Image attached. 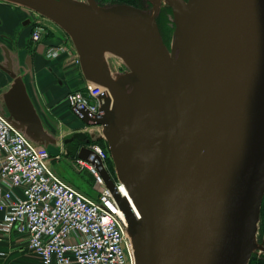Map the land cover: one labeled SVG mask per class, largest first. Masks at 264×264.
<instances>
[{"label":"water","instance_id":"obj_1","mask_svg":"<svg viewBox=\"0 0 264 264\" xmlns=\"http://www.w3.org/2000/svg\"><path fill=\"white\" fill-rule=\"evenodd\" d=\"M52 21L72 40L85 80L107 92L99 125L120 192L74 131L77 156L98 167L126 221L134 264H248L264 194V0H165L168 50L155 15L95 0H2ZM128 71L113 75L103 54ZM2 114L37 144L56 145L11 58ZM69 152L67 151V154ZM264 250V248H263Z\"/></svg>","mask_w":264,"mask_h":264},{"label":"built area","instance_id":"obj_2","mask_svg":"<svg viewBox=\"0 0 264 264\" xmlns=\"http://www.w3.org/2000/svg\"><path fill=\"white\" fill-rule=\"evenodd\" d=\"M33 12L30 40L35 44L42 41L48 19ZM68 51L63 44H53L45 47L44 55L53 59ZM72 60L79 64L77 55ZM105 92L85 80L83 89L67 92L64 101L79 118L82 109L91 117L99 116L98 96ZM6 115L0 112V233L22 236L40 264H134L126 221L98 167L79 158L77 148L72 168L92 177L90 192L81 191L54 169L53 161L67 153L63 145L50 155L46 146L32 141ZM94 127L98 126L84 124L76 131L90 138ZM85 146L112 177L105 141L100 145L91 139ZM112 179L122 192L123 185Z\"/></svg>","mask_w":264,"mask_h":264},{"label":"crops","instance_id":"obj_3","mask_svg":"<svg viewBox=\"0 0 264 264\" xmlns=\"http://www.w3.org/2000/svg\"><path fill=\"white\" fill-rule=\"evenodd\" d=\"M30 28L28 15L21 6L0 1V62L6 64L4 55L7 53L11 58L12 69L17 59L19 63L21 62L19 66H24V71H13L21 75L45 130L55 137L56 146L60 147L62 144L59 140L65 134L82 127L65 129L64 124L68 119L71 125L73 124L68 111L64 108L65 105L67 106L64 97L69 91L82 90L85 79L79 64L74 63L72 57H69V51L53 59L46 58L44 49L53 43L42 40L33 44L30 40ZM10 80L12 81L0 70V108L3 107L2 94L9 88ZM7 81L8 86L4 88V83ZM0 264H40V262L27 250L22 236L15 233H0Z\"/></svg>","mask_w":264,"mask_h":264},{"label":"rangeland","instance_id":"obj_4","mask_svg":"<svg viewBox=\"0 0 264 264\" xmlns=\"http://www.w3.org/2000/svg\"><path fill=\"white\" fill-rule=\"evenodd\" d=\"M82 1H86V0H82ZM95 2L100 6H110L113 4H117L116 1H114V0H95ZM135 3H136V6L140 9H142L143 11L148 12V13H152V3L149 0H135ZM123 4H125V3H123ZM22 9L27 13L28 21H29L31 28H32V26H33L32 23H34L32 21L33 17H34L33 10H31L29 8H25V7H22ZM155 21H156L160 36L162 38V41L165 44L166 48L169 50L170 45H171L172 40H173L174 25L172 22L171 9L168 6L167 2H165V0H160V8H159L158 13L155 15ZM45 25L46 26H44L43 37H42L43 42L53 43V44H63L69 48V57L75 58L77 54H76L75 47L72 43L71 38L61 28H59L56 24H54L52 21L45 20ZM31 28H30V32H31ZM11 54H14V52L13 53L11 52ZM106 56H107V59H106L107 66L109 67V69L111 70L113 75H119V74H122V73L129 70L126 63L122 59H120L119 57L112 55V54H106ZM20 63H19L18 59L15 60V64H13V67H14L13 70H15V71L23 70L24 71V66H19ZM74 63H76L75 60H74ZM4 84H5L4 88H6L8 81H7V83H4ZM64 108L66 111H68L69 116L72 119L71 122L73 124V125H71V123L69 122V119H68L67 122L64 124L65 129L68 128L69 130H73V129H76L77 127H81L84 125L82 120L75 115V113L70 109V107L68 105L67 106L65 105ZM97 126L98 127L91 128L93 130L91 131L92 136L90 135L89 141L91 139H94L100 145H104V139L103 138H97V137H100L102 135V127L99 125H97ZM93 134H94V136H93ZM70 137H71V133H67L63 136L62 139L59 140L61 142V144L63 145L62 147L65 149L64 152L68 151L69 153L68 154L63 153L61 155V160H59L57 162L53 161V163H56V164H54V167H55L54 169L60 175V177L68 180L70 183L77 186L81 191L90 192V188L92 187L91 177L85 171H81V172L77 173L72 168L73 158H71L72 157L71 154H74L76 152V149L78 148L79 143L77 142L78 140L68 141L67 143H65L64 141L68 140ZM93 137H95V138H93ZM82 143H84V142H82ZM47 150H48V153L50 155H55L61 151V147L49 144V145H47ZM259 222H260V219H259ZM259 222H258L256 240H257L258 245H262V246H261V248H256L254 250V252L251 254V256L255 255L257 257L264 254V250H263V248H264V237L259 232V228H260Z\"/></svg>","mask_w":264,"mask_h":264},{"label":"trees","instance_id":"obj_5","mask_svg":"<svg viewBox=\"0 0 264 264\" xmlns=\"http://www.w3.org/2000/svg\"><path fill=\"white\" fill-rule=\"evenodd\" d=\"M114 1H116V3H125V4H130V5L136 6L135 0H114ZM71 156H72L71 158H75L76 155L74 153V154H71ZM108 167H109V170H110V172L112 174V177H115L114 176V170H113V167H112V163H111L110 160L108 162ZM91 181H92V177H91ZM259 219H260V222H259V227H260L259 228V232L264 237V195H263L262 202H261V206H260V217H259ZM248 264H264V254H262V255H260L258 257L255 256V255H252L250 257V259H249Z\"/></svg>","mask_w":264,"mask_h":264},{"label":"bare ground","instance_id":"obj_6","mask_svg":"<svg viewBox=\"0 0 264 264\" xmlns=\"http://www.w3.org/2000/svg\"><path fill=\"white\" fill-rule=\"evenodd\" d=\"M80 1H82V0H80ZM101 59H102V61H105L106 62V59H107V56H106V53L105 54H103L102 56H101ZM122 193H124V189L122 188ZM123 216V215H122ZM124 218V217H123Z\"/></svg>","mask_w":264,"mask_h":264},{"label":"flooded vegetation","instance_id":"obj_7","mask_svg":"<svg viewBox=\"0 0 264 264\" xmlns=\"http://www.w3.org/2000/svg\"><path fill=\"white\" fill-rule=\"evenodd\" d=\"M117 4H123V3H117ZM6 63H7V60H6ZM75 140V139H74ZM73 140V141H74ZM76 142V141H75ZM79 144H82V142H79V141H77Z\"/></svg>","mask_w":264,"mask_h":264}]
</instances>
